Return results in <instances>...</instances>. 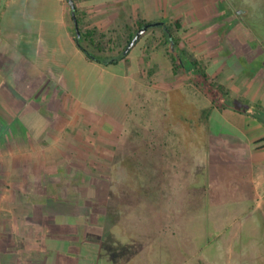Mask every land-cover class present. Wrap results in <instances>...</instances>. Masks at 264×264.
I'll list each match as a JSON object with an SVG mask.
<instances>
[{
  "label": "rangeland",
  "instance_id": "374dc122",
  "mask_svg": "<svg viewBox=\"0 0 264 264\" xmlns=\"http://www.w3.org/2000/svg\"><path fill=\"white\" fill-rule=\"evenodd\" d=\"M208 1L212 2L183 0L190 3L188 6L195 5L198 19L206 18V10L200 8L207 7ZM214 2L217 18L211 25L195 27L198 22H192L178 29L176 23L160 27L152 21L151 32L143 34L139 48L133 52L129 70L137 71L140 48H151L156 36L165 38L168 55L174 47V53L184 57L185 62L187 58L196 61L205 70L200 56L173 44L166 29L173 31L183 44L190 43L183 40L185 36L189 40L190 29L194 28L195 34L202 36L216 34L215 40L220 39L221 44L218 43L222 45L223 33L230 28L227 16L236 17L239 12H243L241 19L249 37L260 36L264 49V0ZM121 37V33L114 36L115 49L123 44ZM109 38L98 35L106 48L111 44ZM127 41L128 46L130 40ZM101 59L109 57L104 55ZM189 70L183 66L178 74L164 71L160 75H144L145 86L133 89V95L130 84L114 92V105L116 101L121 106L128 104L130 109L125 124L128 136L122 140L124 151L115 156L116 164L113 153L108 155L112 158L108 162L87 164L90 166L81 171L86 178L80 181L75 180L76 169L60 171L62 175L70 172L71 176L54 177L55 201L39 194L31 201L29 196L23 198L24 207L12 199L14 196L0 201L3 264H31L30 258H43L46 255L41 254V247L47 241L56 245L50 256L54 264H264V217L255 211L257 202L250 192L242 195V200L238 198L225 173L227 169L215 178L214 172L208 170L205 154L195 153L196 147L206 146L209 131L213 135L225 131L238 135L237 127L224 122L220 115L209 117L214 102L224 104L228 100L232 105L227 109L234 111L237 98L219 96L212 87L206 90L199 74ZM132 78L135 80V76ZM163 83L167 85L159 90ZM215 84H220V80ZM72 90L82 95L78 89ZM82 97L88 104L95 99ZM214 107L223 110L222 106ZM97 108L100 112L112 111L108 105ZM114 114L122 118L115 107ZM207 116L210 122L206 128ZM161 168L167 170L158 178L162 188L147 192L145 182L152 172L160 174ZM28 188L39 193L45 186ZM67 214L75 218L69 219Z\"/></svg>",
  "mask_w": 264,
  "mask_h": 264
},
{
  "label": "crops",
  "instance_id": "0c3cea01",
  "mask_svg": "<svg viewBox=\"0 0 264 264\" xmlns=\"http://www.w3.org/2000/svg\"><path fill=\"white\" fill-rule=\"evenodd\" d=\"M74 1L83 30L110 37L107 52H99L84 42L89 51L100 59L104 55L111 59L123 50L113 64L91 60L79 46L69 0H0V187H8L0 188V201L14 196L12 199L24 207L23 198L29 196L31 201L35 194L55 201L54 177L71 176L70 172L62 175L60 171L76 169L75 180L80 181L86 178L81 171L90 166L87 164L108 162L112 153L116 164L115 156L124 151L122 140L128 136L125 124L130 109L128 104L121 106L115 101L114 105V92L130 84L133 95V89L145 86L144 75H160L164 71L174 74L165 38L156 36L151 48H140L134 73L129 70L130 60L143 37L126 58L119 60L127 40L137 36L144 23L152 21L156 25L180 22L183 26L198 22L195 27H199L211 25L217 18L212 8L215 0L200 8L206 10V18L200 19L195 5L188 6L190 3L183 0ZM242 13L227 16L230 28L223 33L222 45L220 39L215 40L216 34L202 36L191 28L189 40L187 36L183 40L190 43L183 44L181 40L179 48L198 54L212 81L220 80L238 101L239 110L213 106L209 116L220 115L224 122L237 127L238 135L227 131L213 135L209 131L206 146L196 147L195 153L205 154L208 170L214 172L215 178L227 169L229 183L236 189L233 194L241 198L250 192L257 202L255 211L264 217V49L260 36L249 37ZM150 29L146 32L150 33ZM120 33L123 44L115 49L114 36ZM250 41L257 45H248ZM197 72L193 67L190 73ZM166 85L160 84L158 89L163 90ZM72 88L85 97L94 96L93 103L88 104ZM103 105L112 111H98L97 107ZM114 107L122 118L114 114ZM34 185L45 189L38 193L28 188ZM55 247L47 241L41 247V254L46 256L29 261L54 264L50 256ZM0 262L3 264L2 259Z\"/></svg>",
  "mask_w": 264,
  "mask_h": 264
},
{
  "label": "trees",
  "instance_id": "16d2710c",
  "mask_svg": "<svg viewBox=\"0 0 264 264\" xmlns=\"http://www.w3.org/2000/svg\"><path fill=\"white\" fill-rule=\"evenodd\" d=\"M73 17H74V20L76 22V40L79 44V46L82 48V50L87 54V56L91 59V60H94V61H98L100 63H104V64H113L115 62L116 59L114 58H111V59H107L106 60H103V59H100L96 56L93 55V53H91L89 51V49L84 45V42H87V45L88 47H93L94 49L98 50L99 52H107V48L104 46V44L99 41L98 39V35H101L100 33L97 34V31H88V32H85L82 28V23H81V19H80V15H79V11L76 9H73ZM152 23H144L140 30L142 29V27H147V28H151L152 27ZM160 25H165L167 26L166 23H160ZM178 27V29L181 28V24L180 22L177 23L176 25ZM166 33H168V36H169V39L170 41L175 44L176 46H179L180 44V40L177 39V37H175V33L173 31H171L169 28L166 29ZM136 35L130 40V44L126 47L125 51H124V54L121 56V58L119 60H122L124 58H126V56L129 54L130 52V49L132 47L135 46V44L137 43H134L133 44V41L135 39ZM133 44V45H132ZM174 50L175 48L172 47L171 49V53L169 55L170 57V60L174 66V74H178V69L180 67H189L190 70L189 72H191V70L193 69V67L195 69H198V72L197 74H199V78L200 80L207 86L206 90H208L210 87H212L213 91L218 94L219 96H225L226 99H230L231 97V93L230 91L223 85L221 84H215L214 82L211 83V77L208 73H206L204 70H202V68L200 69L199 68V64L198 62L196 61H191L189 60L188 58L186 60H188V62L186 61L185 62V58L184 57H181L179 55H176L174 53ZM201 81L199 82L201 84ZM199 84V85H200ZM218 96V97H219ZM226 102H224V104H217L214 102V106L216 107H221L224 109V108H228V106H231L232 104L229 103L228 100H225ZM233 108L235 110H239L236 106V104H233ZM162 171L161 173L159 174L158 173H151V178L149 181L145 182V186H147V192H150V190H154V191H158V189L162 188V183L161 184H158L159 183V179L160 177L164 176L167 174V170H165L164 168H161ZM160 170V169H159ZM160 185V186H159ZM151 204V203H149ZM98 230H101L100 228Z\"/></svg>",
  "mask_w": 264,
  "mask_h": 264
},
{
  "label": "water",
  "instance_id": "95a60500",
  "mask_svg": "<svg viewBox=\"0 0 264 264\" xmlns=\"http://www.w3.org/2000/svg\"><path fill=\"white\" fill-rule=\"evenodd\" d=\"M69 2H70V5L72 6V8L73 9H76V3H75V1L74 0H69ZM148 30V28L147 27H144L143 29H141L140 31H139V33L137 34V36L135 37V39H134V41H133V44L134 43H136L142 36H143V34L146 32ZM132 44V45H133Z\"/></svg>",
  "mask_w": 264,
  "mask_h": 264
}]
</instances>
